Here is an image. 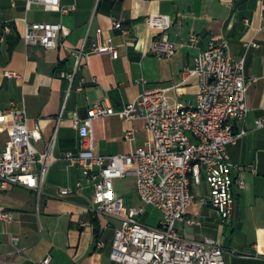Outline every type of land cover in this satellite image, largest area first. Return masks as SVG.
Returning a JSON list of instances; mask_svg holds the SVG:
<instances>
[{
	"label": "crops",
	"instance_id": "0c3cea01",
	"mask_svg": "<svg viewBox=\"0 0 264 264\" xmlns=\"http://www.w3.org/2000/svg\"><path fill=\"white\" fill-rule=\"evenodd\" d=\"M60 1L62 6H74V11L62 15L36 4L26 9V0H0V112L11 103L24 108L29 127L41 132L37 150L45 152L53 143L58 157L45 174L39 196L18 185L0 188V205L13 215L0 234V264H34L46 257L50 264H121L110 258L119 220L90 211L93 189L76 187L81 169L64 159L80 150L74 121H85L96 103L120 111L151 87L169 88L167 95L174 104L193 102L198 79L180 85L181 71L193 65L211 39L229 44L233 59L244 61L249 81L247 133L226 148L236 167L233 216L230 223H220L202 178L192 185L195 201L186 213L187 220L198 224L178 222L176 233L190 241H217L225 264H264V125L257 126L264 121V0ZM150 14L166 15L171 21L168 39L178 48L168 61L150 52L159 36L145 23ZM114 20L121 21L127 35L113 27ZM32 23H58L67 34L58 36L55 49L27 46L23 35ZM5 26L10 32L4 34ZM192 36L198 37L197 43L190 42ZM104 43L117 48L118 58L93 53L94 45ZM8 72L20 78L8 77ZM240 128L234 123L236 132ZM91 130L95 153L101 156L129 154L150 137L143 120L125 121L116 114L95 118ZM131 130L133 141L126 139ZM7 140L8 128L0 125V148ZM62 189L71 192L63 196ZM113 194L126 207L143 206L133 177L114 181ZM148 207L138 220L158 227L159 210L158 219H143Z\"/></svg>",
	"mask_w": 264,
	"mask_h": 264
},
{
	"label": "built area",
	"instance_id": "2783aa9c",
	"mask_svg": "<svg viewBox=\"0 0 264 264\" xmlns=\"http://www.w3.org/2000/svg\"><path fill=\"white\" fill-rule=\"evenodd\" d=\"M41 5L45 11H58L67 15L74 6H62L60 0H26L25 7ZM146 25L159 33L150 46V52L162 60H170L177 45L168 39L171 27L168 16L150 14ZM113 27L122 34L120 20ZM10 27H4V34ZM67 34L58 23H32L27 25L23 40L27 46L55 49L58 36ZM3 41V35L0 37ZM198 37L192 36L195 44ZM93 53L109 54L118 58V51L111 43L94 45ZM8 77L20 78L8 72ZM62 76H65L62 73ZM69 78L72 76L68 75ZM198 79V89L193 102L172 103L167 96L169 88H146L138 98L115 111L103 103H96L88 111L85 121H74L80 137V150L67 153L64 159L71 166L81 169L77 188L93 189L91 212L119 220L114 231L112 261L121 264H225L222 247L215 240L190 241L179 237L176 223L198 224L186 219L187 209L194 203L192 185L202 178L209 188V201L216 210L220 223L231 222L234 206V181L226 148L236 144L246 135L244 127L248 116L246 96L249 81L244 75V61L233 59L225 40L211 39L192 66L181 71V84L191 78ZM144 83V81H143ZM119 115L125 121L143 120L149 139L129 154L101 156L95 153L91 122L98 117ZM24 108L14 103L0 112V125L8 128V140L0 148V188L18 185L40 195L47 170L58 157L53 154V143L40 152L35 143L41 140L38 127L31 128ZM234 123L241 128L234 130ZM264 125L258 121L257 126ZM126 139L134 140V132L128 131ZM133 177L136 192L143 206L126 207L121 198L114 197L113 183ZM244 189L242 182L238 183ZM71 191L62 189L65 196ZM144 206H151L162 214L158 227L139 222ZM13 220L12 212L0 205V234L4 226ZM85 226V224H83ZM18 239L12 238L16 244ZM46 257L34 264H50Z\"/></svg>",
	"mask_w": 264,
	"mask_h": 264
},
{
	"label": "rangeland",
	"instance_id": "374dc122",
	"mask_svg": "<svg viewBox=\"0 0 264 264\" xmlns=\"http://www.w3.org/2000/svg\"><path fill=\"white\" fill-rule=\"evenodd\" d=\"M119 188L121 189V187H119ZM120 189H119V191H120ZM158 217H159V212L156 209L152 208V207H148V208H146V213L143 216V219L145 221L148 220V219L156 220V219H158Z\"/></svg>",
	"mask_w": 264,
	"mask_h": 264
}]
</instances>
